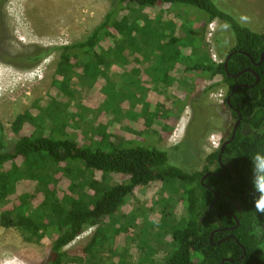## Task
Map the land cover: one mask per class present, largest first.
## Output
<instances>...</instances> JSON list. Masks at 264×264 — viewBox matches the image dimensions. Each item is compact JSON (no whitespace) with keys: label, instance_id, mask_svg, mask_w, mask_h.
Masks as SVG:
<instances>
[{"label":"trees","instance_id":"obj_1","mask_svg":"<svg viewBox=\"0 0 264 264\" xmlns=\"http://www.w3.org/2000/svg\"><path fill=\"white\" fill-rule=\"evenodd\" d=\"M166 5L202 11L207 17L201 25L202 31L219 20L227 25L233 36V47L224 56L231 54L226 68L225 59L215 62L205 47L198 51L201 47L193 45L189 54L196 50L200 54L198 60L194 65L187 61L182 65V75L191 76V72L207 81L220 75L221 82L208 84L205 93L220 85L227 86L223 103L234 123L240 115L235 137L221 153L220 164L218 148L207 155L200 171L185 170L169 162L170 154L180 145L171 152L155 146L125 147L132 144L131 141L106 146L101 130L89 140H80L69 132L73 119L67 107L71 101L80 102L98 79L107 85V71L119 63L118 57L109 54L135 51L119 48H133L136 40H144L142 29L136 23L140 15L136 14V20H132L130 9ZM158 32L149 36L154 38ZM112 33L117 34L116 39L112 38ZM178 39L174 37L169 44H175ZM53 50L59 52L55 75L60 80L56 78L52 83L59 96L36 100L35 115L27 111L17 114L10 124L15 139H7L0 124V227L16 229L27 243H40L48 238L50 249L44 264H67L65 247L87 229L99 227L105 219L115 215L138 188L159 183L163 191L171 193L170 197L179 195L184 211L182 222L170 232L171 251L167 264H264V56L256 65L264 52V34L240 24L212 0H116L104 20L85 39L39 50L25 61L37 62ZM249 70L255 72L258 82ZM77 71L78 78L72 82L70 76H75ZM173 84H160L155 88L164 91L178 87L181 97L185 98L181 99V111L195 84ZM227 96L231 108L226 104ZM60 99L65 101L64 106L60 105ZM175 104L170 102L168 112L174 110ZM107 108H112L111 103L103 109ZM72 169L87 171L92 176L100 174L94 193L79 184L69 185L66 192L58 191V177ZM209 172L213 174L201 183ZM108 176L119 177L122 181L109 184ZM24 181L32 182L34 189L17 195ZM90 187L94 188L92 183ZM213 192L218 198L209 209ZM225 212L229 214H223ZM162 217L164 225L168 214L163 211ZM96 234L93 244L98 245L102 239L101 235L96 238ZM230 235L234 239L227 238ZM240 245L245 249L244 256ZM91 248L92 244L83 250L82 256L91 257ZM141 262L139 264H143Z\"/></svg>","mask_w":264,"mask_h":264},{"label":"rangeland","instance_id":"obj_2","mask_svg":"<svg viewBox=\"0 0 264 264\" xmlns=\"http://www.w3.org/2000/svg\"><path fill=\"white\" fill-rule=\"evenodd\" d=\"M114 1L4 0L0 3V124L7 139L16 138L10 124L17 114L27 111L35 115L36 100L59 96L52 84L56 78L60 80L55 75L59 52L53 50L34 63L25 58L39 50L85 39L104 20ZM212 1L251 31L264 34V0ZM133 8L130 9L131 19L136 20V14L140 15L136 23L142 29L144 40H136L135 48L118 44L119 50H136L109 54L118 57L119 63L107 71V85L98 79L80 102L74 100L66 106L73 119L69 132L80 140H89L101 130L105 145L131 141L132 144L125 147L155 146L169 152L180 145L170 154L169 162L185 170L200 171L207 155L216 151L228 137L234 120L223 103L227 86L220 85L205 93L208 84L219 83L222 77L216 75L212 81H207L191 72V76L182 75V65H194L198 60L199 52L194 50L197 53L189 54L192 45L200 46L198 51L205 47L213 61L221 62L233 47L232 33L219 20L202 31L206 14L191 7ZM157 30V38L149 36ZM170 34L172 36H168ZM112 35L116 39L117 34ZM174 37L180 39L169 44ZM78 72L70 76L72 82L78 78ZM171 83L195 84L181 111V99L185 98L181 97L178 87L164 91L155 88ZM61 99L59 103L64 106L65 101ZM106 100L112 108L105 110ZM172 101L176 102L174 110L168 112ZM58 178L59 192H66L69 185L79 184L94 193L101 176L72 169ZM106 181L116 184L122 180L108 176ZM33 189L32 182L24 181L16 194ZM170 196L159 183L138 188L115 215L105 219L101 226L87 229L64 248L67 264H139L140 260L143 264H167L170 232L184 217L179 195ZM163 211L168 214L164 225ZM96 232V238L101 235L102 239L98 245L93 244ZM91 244V257H83V250ZM49 249L48 238L40 243H27L16 229L0 227V264H44Z\"/></svg>","mask_w":264,"mask_h":264},{"label":"water","instance_id":"obj_3","mask_svg":"<svg viewBox=\"0 0 264 264\" xmlns=\"http://www.w3.org/2000/svg\"><path fill=\"white\" fill-rule=\"evenodd\" d=\"M231 55V54H230ZM230 55L226 58V60H225V63H224V68H226V62H227V60L229 59V57H230ZM263 56H264V52L261 54V56H260V58H259V61L256 63V65H259L261 62H262V60H263ZM255 77H256V82H258V77L256 76V74H255V72L253 71V70H249ZM240 74V73H239ZM238 74V75H239ZM255 82V83H256ZM235 89H237V88H235ZM234 89V90H235ZM226 104L228 105V107H230L231 108V106H230V103H229V96H227L226 97ZM235 112L238 114V112L235 110ZM239 123H240V115L238 114V119L236 120V122L233 124V127H232V131H231V134H230V138L229 139H227V140H225L222 144H221V146H220V148H219V155H218V162H219V164H220V156H221V153L223 152V150H224V148H225V146L228 144V143H230L233 139H234V137H235V134H236V130H237V128H238V125H239ZM223 173H224V170H223ZM209 175H212V173H207L206 175H204L203 176V178L201 179V183H203V181H204V179L206 178V177H208ZM213 196H214V199H213V202L210 204V206H209V209H211V207H212V205L213 204H215V202L217 201V194L215 193V192H213ZM223 214H229V213H223ZM235 221H236V227L238 226V223H237V219H235ZM235 227V228H236ZM212 235V234H211ZM227 238H232V239H234V236H232V235H230V236H228ZM210 239H211V236H210ZM226 239V238H225ZM237 242V241H236ZM241 246V248H242V251H243V256L245 255V249H244V247L242 246V245H240ZM242 256V257H243Z\"/></svg>","mask_w":264,"mask_h":264},{"label":"flooded vegetation","instance_id":"obj_4","mask_svg":"<svg viewBox=\"0 0 264 264\" xmlns=\"http://www.w3.org/2000/svg\"><path fill=\"white\" fill-rule=\"evenodd\" d=\"M227 57H228V56L224 57L223 59L226 60ZM224 141H225V140H223V142H224ZM223 142H222V143H223ZM222 143H221V144H222ZM221 144H220V146H221ZM220 146H219V148H220ZM211 170H213V168H211ZM209 173H212V174H213V172H209Z\"/></svg>","mask_w":264,"mask_h":264}]
</instances>
